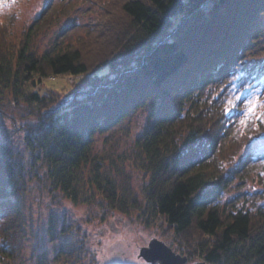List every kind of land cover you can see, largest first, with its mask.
Returning <instances> with one entry per match:
<instances>
[{
	"label": "trees",
	"instance_id": "1",
	"mask_svg": "<svg viewBox=\"0 0 264 264\" xmlns=\"http://www.w3.org/2000/svg\"><path fill=\"white\" fill-rule=\"evenodd\" d=\"M118 2L100 4L103 13L81 42L43 52L33 40L55 19L51 3L17 44L0 24V102L9 94L36 118L22 125L31 165L43 167L48 183L73 202L100 200L162 217L194 246L203 260L197 262L264 264V206L222 201L238 169L249 167L246 178L263 166L264 150L242 151L264 134V104L262 113L241 123L247 98L230 105L223 90L216 94L237 68H251L244 56L260 32L264 0ZM84 41L95 50L88 57ZM263 68L264 61L258 73ZM66 75L81 76L66 91L41 90L45 79ZM139 108L148 109L147 121L131 154L107 160L95 150V135ZM127 160H138L146 175L143 198L108 168V161L119 166ZM24 181L15 152L0 140V264L20 257Z\"/></svg>",
	"mask_w": 264,
	"mask_h": 264
},
{
	"label": "rangeland",
	"instance_id": "2",
	"mask_svg": "<svg viewBox=\"0 0 264 264\" xmlns=\"http://www.w3.org/2000/svg\"><path fill=\"white\" fill-rule=\"evenodd\" d=\"M108 1L0 0V24L9 30V42L17 44L23 30L38 20L45 6L51 3L49 8L56 16L50 27L34 37L36 50L43 52L50 47L75 46L102 15L100 4ZM116 1V6H119L120 2ZM115 10L119 16L120 9ZM258 28L260 32L244 56V65L249 64L251 68L248 71L237 68L230 84L216 90V94L220 90L227 94L230 105L243 96L247 98L240 106L242 112L237 118L241 123H248L254 115L262 113L264 104V68L258 73L264 61V17L258 22ZM83 46L85 57L95 52L91 43L84 41L81 48ZM247 72L248 82L243 85L242 78ZM80 76L49 77L41 84V90L55 88L66 91ZM259 81L261 85L255 86ZM0 108V140L12 148L25 173V191L21 195L26 216L25 238L19 245L20 257L10 264H153L141 254V248L148 246L153 239L162 240L175 253L185 255L187 261L184 264L203 261L194 246L160 216L145 218L138 210L123 212L109 208L100 200L73 202L54 189L45 178L44 168L38 166L36 171L31 165L32 155L24 141L26 131L22 125L33 122L35 116L24 102L15 103L9 94L3 95ZM147 115V108H139L120 123L98 132L94 139L95 150L106 155L107 160L129 156L135 140L142 133ZM254 150H264V134L247 144L242 154ZM121 163L115 166L108 161V168L113 175H118L120 185L126 186L131 195L143 198L147 179L140 162L127 160ZM262 165L251 166L250 176L246 178L243 176L248 166L238 169L222 194V201L229 205L243 201L251 207L264 206V163ZM255 169L260 170L262 177ZM62 250L73 251L76 256Z\"/></svg>",
	"mask_w": 264,
	"mask_h": 264
},
{
	"label": "water",
	"instance_id": "3",
	"mask_svg": "<svg viewBox=\"0 0 264 264\" xmlns=\"http://www.w3.org/2000/svg\"><path fill=\"white\" fill-rule=\"evenodd\" d=\"M153 251H163L166 258V264H184L187 261L186 256H181L180 254L175 253L169 245H167L164 241L159 239H153L148 246H144L141 248V254L149 262H152V260L148 259L147 254ZM156 262L160 264V261L157 260ZM194 264H207V263L196 262Z\"/></svg>",
	"mask_w": 264,
	"mask_h": 264
},
{
	"label": "snow or ice",
	"instance_id": "4",
	"mask_svg": "<svg viewBox=\"0 0 264 264\" xmlns=\"http://www.w3.org/2000/svg\"><path fill=\"white\" fill-rule=\"evenodd\" d=\"M148 259L152 260L153 264H156V261H160V264H166V258L163 251H153L147 254Z\"/></svg>",
	"mask_w": 264,
	"mask_h": 264
}]
</instances>
